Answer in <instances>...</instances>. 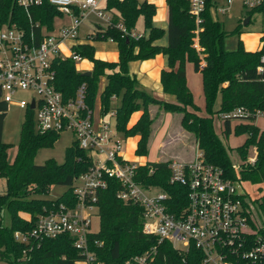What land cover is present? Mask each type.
Wrapping results in <instances>:
<instances>
[{"label":"trees","instance_id":"1","mask_svg":"<svg viewBox=\"0 0 264 264\" xmlns=\"http://www.w3.org/2000/svg\"><path fill=\"white\" fill-rule=\"evenodd\" d=\"M166 4L167 28L164 30L153 23L156 12L154 3L147 0H106L104 10L111 13L112 25L106 28L98 25L89 38L115 41L118 60L96 58L91 43L74 44L72 50L93 63L91 74L85 76L83 72L77 71L75 61L70 57L57 58L53 61L56 88L63 97L68 98L75 94L81 83H85V100L92 107L100 79L105 77L106 82L99 95L100 112H109L112 109L111 99L120 95V104L114 107L116 129L124 138L137 134L140 136L135 148L138 155L147 154L152 120L144 107L134 124L128 126V122L131 114L140 108L137 99L145 97L148 101L159 103L166 112L182 113L181 124L193 132L205 160L222 168L226 178L264 182V130L253 123L256 111L264 109V70H257L260 65L264 67V61L261 60L264 55V35L257 50L245 49L241 41L236 49L227 50L223 46L227 33L211 12L215 0H206L199 23L189 12V0H166ZM247 12L249 15L264 12V3ZM58 15H61L60 12L48 0H42L27 9L16 0H0V27L16 24L29 30L31 22H39L47 29H52L54 17ZM139 17H142L147 32L135 38L130 35V31L135 28ZM118 22L123 23L127 33L116 26ZM239 29L235 31L239 32ZM164 35L166 44L157 43ZM195 35L201 50L193 46ZM159 53L166 56L168 67L160 74L162 90L174 96L173 101L147 96L138 89L136 77L128 71L130 61L144 60ZM187 61L192 63L194 71L201 73L206 115L198 114V107L186 83ZM217 95H220V103L214 110ZM236 107H242L250 114L241 118L245 119L244 122L234 126L236 134H247L235 151L243 157H246L249 148L255 147L257 151L255 161L239 170L234 169L229 148L215 133L213 126L214 114L229 112ZM7 110V103L0 100V178L5 179V189L0 192V210L5 208L10 214L9 225L3 224L0 215V256L4 258L5 264H82L80 262L84 255L74 247L72 239L66 234L37 239L28 248L26 244L14 241L13 232L31 230L37 214L44 208L62 202L72 203L75 197L74 179L88 170L92 160L85 150L72 141L65 148L62 163L49 158L43 164H35L33 157L36 151L42 147H52L59 134L36 131L33 111L26 109L29 114L20 128L14 159L9 162L7 150L11 144L2 141ZM223 120V134L227 136L231 132V118ZM168 164V160L146 161L138 165L136 177L138 182L157 186L169 193V208L175 211L186 201V188L169 182ZM53 184L69 185V189L54 199L35 197L37 194H47ZM118 186L116 181L110 180L108 187L98 192L99 228L88 234V249L98 260L104 264H125L132 257L148 252L153 253L149 264H201V253L193 244L186 250L178 249L168 241H159L154 235L144 233L142 207L117 198ZM252 203L258 212L264 213V194L252 199ZM249 213L251 216L252 209ZM260 230L264 231V228Z\"/></svg>","mask_w":264,"mask_h":264},{"label":"built area","instance_id":"2","mask_svg":"<svg viewBox=\"0 0 264 264\" xmlns=\"http://www.w3.org/2000/svg\"><path fill=\"white\" fill-rule=\"evenodd\" d=\"M25 9L42 0H16ZM69 23L47 29L39 22H31L25 30L16 24L0 27V100L12 103L19 90H31L36 95L20 99L16 105L33 111L34 128L41 133L63 131L73 133L75 141L92 160L88 170L75 177L74 201L70 204L44 208L35 218L31 230L13 232L14 241L30 245L41 238L68 235L84 259L82 264H104L88 249V234L92 231V217L97 215L98 192L108 187L109 181L118 183L116 197L142 207L143 232L159 241H168L174 248L188 249L193 244L201 253V264H264V231L255 228L250 218L246 192L237 190V181L226 178L222 168L208 163L202 152L194 159L172 160L168 164L169 182L186 188V201L170 211V194L154 185L137 180L139 164L122 155L123 136L115 125V111L101 114L95 103L89 107L85 97V83L73 96L65 98L55 85L53 61L81 56L72 50L64 55L60 49L65 41L76 39L78 30L88 14H94L106 28L112 25V15L100 6L99 0H48ZM237 1L247 11L258 7L264 0H224L215 2L213 10L226 14ZM206 0H189V12L200 22ZM54 17V20H55ZM31 20V19H30ZM116 26L127 33L123 23ZM130 35L142 34L134 30ZM264 61V55L261 56ZM258 71L264 70L261 65ZM31 102L33 109L29 108ZM250 113L236 107L221 114L223 118H243ZM264 116V109L256 111ZM114 119L111 122V119ZM152 172V169H150ZM247 203V205H246ZM251 219V220H250ZM153 254V253H152ZM151 253L136 255L125 264H149ZM0 264L5 260L0 256Z\"/></svg>","mask_w":264,"mask_h":264},{"label":"rangeland","instance_id":"3","mask_svg":"<svg viewBox=\"0 0 264 264\" xmlns=\"http://www.w3.org/2000/svg\"><path fill=\"white\" fill-rule=\"evenodd\" d=\"M224 0H218V3L223 2ZM106 0H102L100 6L105 7ZM212 15L214 18L218 19L224 26L226 31V36L223 39V46L227 50H234L238 47L239 42L241 41L242 46L247 50H257L261 46V37L264 35V12H253L248 14L247 10L240 6V4L235 1L230 5L226 14H218L212 10ZM249 17V21L244 23L245 19ZM96 23L103 24L104 22L99 19L94 14H88L84 18L78 30V37L69 41H65L64 45L62 44L60 49L64 55H69L72 50L68 47L74 45L72 43H77L80 41H92L89 38V34H92L97 27ZM239 32L235 30L237 28ZM135 30L141 34L143 31L146 32L144 28V22L142 17H139L135 23ZM196 33V30H195ZM198 37L195 35L193 37V46L197 50H201V47L198 45ZM95 49V54H98V58H102L103 53L98 52L101 43L98 40L92 41ZM68 45V47L66 46ZM101 51V50H99ZM97 57V56H96ZM105 59V58H103ZM204 63L203 59L201 58ZM91 67V61L86 58H81L78 61H75V68L79 72L88 71ZM185 68H187L186 80H188L189 86L191 88L192 100L194 104L198 107L197 112L201 115H206L207 111L205 108L204 96L202 91V76L199 72H194L192 70V63L186 62ZM106 82L105 77H102L99 82L98 91L96 94L95 102L99 100V95L104 87ZM138 89L144 91L147 96L154 99H161L155 95L145 91L137 84ZM31 95H36L31 90H19L17 91L12 98V103L8 104V110L3 122L2 130V141L5 143H10V147L7 150V160L12 162L16 154V148L20 139V128L23 121L28 117V112L24 108L18 107L15 103L20 99H29ZM120 96V95H119ZM113 96L111 99V107H117L120 104V97ZM164 100V99H162ZM137 101L141 104L139 110L134 111L129 119L128 126L134 124L138 118L141 116L144 107L148 111L149 118L152 120L150 125V135L147 143V154L138 155L135 152L137 142L140 136L134 135L126 137L123 139V149L122 155L124 158L128 159L131 162L141 164L146 161H165L168 160H192L197 155L198 144L194 137V134L191 130L186 128L181 124L182 113L166 112L157 102L148 101L145 97L138 98ZM220 103V95H217L213 109L216 110ZM100 104V101H99ZM139 112L137 119L134 120L135 116L133 114ZM225 113V112H224ZM220 113L219 115H213V126L215 133L219 138L224 142L225 146L229 148L228 153L232 165L235 170H239L242 167L247 166L255 161L256 157V148L252 147L248 149L246 157L243 155L237 154L235 147L241 145L247 134H236L234 132V126L245 119L241 118H232L231 123V132L225 136L223 134L224 120L222 119ZM134 120V121H133ZM114 119H111L113 122ZM131 121H133L131 123ZM247 121V120H246ZM253 123L260 129L264 130V116H257ZM73 133L70 131H63L59 134V138L54 142L52 147H42L39 148L34 157L33 161L35 164H43L47 159L54 158L58 163H62L64 160L65 148L71 145L73 141ZM237 181V190L245 191L247 199L249 201V208L252 209V214L250 218L254 221L256 228L262 226L264 227V213H260L256 210L255 205L252 203V199L261 196L264 194V182L261 183H252L248 180H236ZM79 181L73 182V185L78 184ZM5 189V179L0 178V192ZM69 189V185L63 184H53L50 186L49 192L47 194H37V198H49L54 199L59 195L63 194ZM1 219L3 224H10V214L5 208L0 210ZM250 219V220H251ZM99 228V218L98 215L92 217V231H97Z\"/></svg>","mask_w":264,"mask_h":264},{"label":"crops","instance_id":"4","mask_svg":"<svg viewBox=\"0 0 264 264\" xmlns=\"http://www.w3.org/2000/svg\"><path fill=\"white\" fill-rule=\"evenodd\" d=\"M100 3L102 0H99ZM142 1V0H139ZM149 2H152L156 5V12L153 16V23L155 26L160 27L164 30H166L167 28V4H166V0H147ZM218 0H215V2H217ZM213 8L211 9L212 12ZM69 23V18L68 17H55L54 20V26L58 27L59 25L62 24H67ZM96 27H98V25H100L101 27H103L101 24L96 23L95 24ZM104 28V27H103ZM135 32H137L135 30V28L133 29ZM147 32V31H146ZM145 31H143V34L146 33ZM94 33V32H92ZM139 33V32H137ZM90 35V34H89ZM93 41V40H92ZM92 41H80L77 43H84V42H88V43H92ZM101 43V46L99 48L98 52L103 53L104 56H102V60H106V61H117L118 60V48H117V44L115 41L112 40H98ZM77 43H72V44H77ZM157 43L164 45L166 44V35H164L162 38H160ZM64 45V43H63ZM68 47V45H66ZM69 48V47H68ZM97 56V57H96ZM95 57L98 58V54H95ZM105 58V59H103ZM93 67V63L91 62V67H89L88 71H91ZM167 58L164 54H156L155 56L151 57V58H147L144 60H132L128 63V71L129 74L131 76H135L137 81H138V85L141 86L142 89H144L145 91L155 95L156 97H159L161 99L164 100H170L173 101L175 100V97L169 94H166L163 92L162 90V86L160 83V74L161 71L163 69H167ZM192 70L193 66H192ZM194 72H199V71H194ZM200 73V72H199ZM201 74V73H200ZM187 75V68H185V78ZM186 83L189 87V89L191 90L188 80H186ZM192 92V91H191ZM100 107L99 104V100H97V102H95V108L98 109ZM112 110H114V108H112ZM139 115V112H135L133 114V116H135L134 120L137 119ZM137 116V117H136ZM133 120V121H134ZM131 121V123L133 122ZM145 163V162H143ZM141 163V164H143Z\"/></svg>","mask_w":264,"mask_h":264},{"label":"water","instance_id":"5","mask_svg":"<svg viewBox=\"0 0 264 264\" xmlns=\"http://www.w3.org/2000/svg\"><path fill=\"white\" fill-rule=\"evenodd\" d=\"M248 21H249V17H247V18L245 19L244 23H247ZM90 74H91V71H84V72H83V75H85V76H90ZM33 107H34V103L31 102V104L29 105V108H30V109H33Z\"/></svg>","mask_w":264,"mask_h":264}]
</instances>
